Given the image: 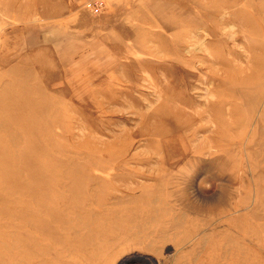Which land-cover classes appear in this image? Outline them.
I'll return each instance as SVG.
<instances>
[{"label":"rangeland","instance_id":"1","mask_svg":"<svg viewBox=\"0 0 264 264\" xmlns=\"http://www.w3.org/2000/svg\"><path fill=\"white\" fill-rule=\"evenodd\" d=\"M93 2L0 0V264H264V0Z\"/></svg>","mask_w":264,"mask_h":264},{"label":"built area","instance_id":"2","mask_svg":"<svg viewBox=\"0 0 264 264\" xmlns=\"http://www.w3.org/2000/svg\"><path fill=\"white\" fill-rule=\"evenodd\" d=\"M94 0H86V3H88V6L94 7L96 3L93 2Z\"/></svg>","mask_w":264,"mask_h":264},{"label":"bare ground","instance_id":"3","mask_svg":"<svg viewBox=\"0 0 264 264\" xmlns=\"http://www.w3.org/2000/svg\"><path fill=\"white\" fill-rule=\"evenodd\" d=\"M152 260V259H151Z\"/></svg>","mask_w":264,"mask_h":264}]
</instances>
